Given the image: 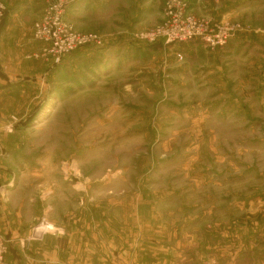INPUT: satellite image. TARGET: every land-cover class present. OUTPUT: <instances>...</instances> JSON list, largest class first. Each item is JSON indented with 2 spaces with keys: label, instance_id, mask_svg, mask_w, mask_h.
<instances>
[{
  "label": "rangeland",
  "instance_id": "1",
  "mask_svg": "<svg viewBox=\"0 0 264 264\" xmlns=\"http://www.w3.org/2000/svg\"><path fill=\"white\" fill-rule=\"evenodd\" d=\"M25 1L30 2L23 13L33 18L34 49L22 55L7 41L0 81H26L31 89L17 92L21 98L0 97V135L25 127L24 113L37 119L27 128L33 133L22 134L19 157L0 150L6 167L41 178L52 174L57 182L64 178L70 190L82 180L78 188L89 195L108 177L126 179L115 193L124 188L134 194L137 178L147 177L149 193L167 195L181 225L194 218L191 213L204 215L211 202L216 208L222 200L235 203L242 173L252 172L244 183L252 188L253 170L264 172V0H192L202 18L239 26L227 46L216 50L199 42L167 47L137 40L139 32L163 23L165 0H153L147 24L130 28L114 23L123 20L118 11L100 16L107 10L77 25L76 3L66 0L74 29L100 35L105 48L79 49L59 65L42 56L45 44L34 36L47 0ZM17 59L20 74L9 71ZM27 91L35 97L31 104ZM38 185L36 190L43 191ZM79 203L87 209L92 196ZM5 237L11 241L7 264L13 242ZM45 239L20 244L29 250Z\"/></svg>",
  "mask_w": 264,
  "mask_h": 264
},
{
  "label": "crops",
  "instance_id": "2",
  "mask_svg": "<svg viewBox=\"0 0 264 264\" xmlns=\"http://www.w3.org/2000/svg\"><path fill=\"white\" fill-rule=\"evenodd\" d=\"M3 1L7 12L0 25V57L7 41L22 55L28 54L34 49L30 27L33 18L26 17L23 10L30 8V2ZM72 2L76 3L77 25L88 24L91 18L100 15L99 10H107V14L104 12L100 16L119 13L123 20H114V23L119 22L129 28L142 26L147 24V18L154 9L153 0ZM191 5L197 16L204 17L199 4L191 0ZM86 30L84 32H91ZM19 57L20 54L16 58ZM17 60L15 68L7 64L6 69L20 74L23 70L19 69L23 67ZM12 83L0 81V97L11 95L21 98L17 92L31 89L26 81ZM31 95L27 91L29 104L35 101ZM19 105L16 104L17 107ZM23 115V118L27 117L25 127H19L10 136L0 135V150H4L6 156L19 157V148L24 143L22 134L34 131L27 128L37 119L36 114ZM1 155L0 233L13 242L7 264H131V260L132 264H264V172L253 170L250 177L252 188L248 189L244 183L252 172L238 176L237 181L242 182L235 203H231L235 209H231L232 206L224 200L219 208L211 202L204 215L190 212L194 218L189 214L188 223L181 225L180 220L175 219L174 210H170L173 203L167 201L168 196L149 193L148 186L152 180L147 177L137 178L136 183L140 186L134 194L124 188L119 189L123 193H115L118 184L127 185L126 179L108 177L93 186L92 195H89L85 188H78L79 185L84 186L82 180L77 181L76 186L72 185L70 190L64 188L70 187L68 180L62 178L57 182L52 174L43 178L34 174H17L11 166H5ZM37 184V188L43 187V191L36 190ZM89 196H92V204L85 209L79 202ZM43 215L64 228L65 235L47 236L43 243H34L29 250H24L19 240Z\"/></svg>",
  "mask_w": 264,
  "mask_h": 264
},
{
  "label": "built area",
  "instance_id": "3",
  "mask_svg": "<svg viewBox=\"0 0 264 264\" xmlns=\"http://www.w3.org/2000/svg\"><path fill=\"white\" fill-rule=\"evenodd\" d=\"M69 5L66 0H47L45 12L33 29L35 39L45 44L42 56L52 59L57 65L79 49L105 48L104 39L100 35L81 33L74 29L67 19ZM5 15L6 8L0 0V23ZM238 31L239 26L231 22H217L211 18L198 17L193 12L189 0H165L163 23L153 29L139 32L136 38L150 45L163 42L167 47L199 42L210 50H216L227 46ZM76 168L71 170L75 171ZM62 235H65L64 228L55 225L47 215H43L20 242L26 246L35 241H43L46 236ZM10 243V240L0 234V264H6Z\"/></svg>",
  "mask_w": 264,
  "mask_h": 264
},
{
  "label": "trees",
  "instance_id": "4",
  "mask_svg": "<svg viewBox=\"0 0 264 264\" xmlns=\"http://www.w3.org/2000/svg\"><path fill=\"white\" fill-rule=\"evenodd\" d=\"M155 45H157V44H155Z\"/></svg>",
  "mask_w": 264,
  "mask_h": 264
}]
</instances>
